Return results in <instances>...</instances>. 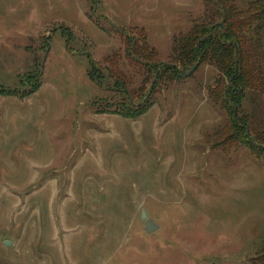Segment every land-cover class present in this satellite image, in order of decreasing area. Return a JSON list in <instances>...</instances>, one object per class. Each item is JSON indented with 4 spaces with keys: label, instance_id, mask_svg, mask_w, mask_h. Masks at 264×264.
<instances>
[{
    "label": "rangeland",
    "instance_id": "obj_1",
    "mask_svg": "<svg viewBox=\"0 0 264 264\" xmlns=\"http://www.w3.org/2000/svg\"><path fill=\"white\" fill-rule=\"evenodd\" d=\"M210 2L0 0V264H264V159L223 151L217 69L147 96ZM144 35L157 65L126 57Z\"/></svg>",
    "mask_w": 264,
    "mask_h": 264
},
{
    "label": "trees",
    "instance_id": "obj_2",
    "mask_svg": "<svg viewBox=\"0 0 264 264\" xmlns=\"http://www.w3.org/2000/svg\"><path fill=\"white\" fill-rule=\"evenodd\" d=\"M236 0H211L204 20L178 42H174L168 65L155 67L156 76L147 96H153L163 85L185 81L194 67L201 65L217 69L219 78L209 90L210 100L229 117V128L223 151L231 153L245 149L257 161L264 159V1H255L240 8ZM143 34V32H142ZM128 60H144L156 64V53L147 38L142 45L126 37ZM88 76L100 85L102 77L96 62L88 58ZM109 76L124 86L120 74ZM115 76V77H114ZM39 89L36 83L30 95ZM112 113L127 120H138L152 107L149 101L134 104L133 96ZM105 113V112H104Z\"/></svg>",
    "mask_w": 264,
    "mask_h": 264
},
{
    "label": "water",
    "instance_id": "obj_3",
    "mask_svg": "<svg viewBox=\"0 0 264 264\" xmlns=\"http://www.w3.org/2000/svg\"><path fill=\"white\" fill-rule=\"evenodd\" d=\"M197 68L198 67H194L190 74L193 73ZM142 220L145 221V230L148 234H151L159 229V227L153 222V220L148 218L147 213L145 211L142 212ZM10 245V242H5L6 247H9Z\"/></svg>",
    "mask_w": 264,
    "mask_h": 264
}]
</instances>
